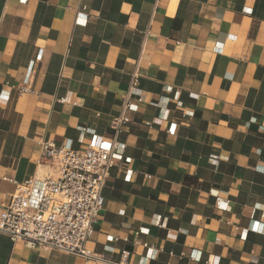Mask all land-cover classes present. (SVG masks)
Wrapping results in <instances>:
<instances>
[{
  "label": "crops",
  "instance_id": "1",
  "mask_svg": "<svg viewBox=\"0 0 264 264\" xmlns=\"http://www.w3.org/2000/svg\"><path fill=\"white\" fill-rule=\"evenodd\" d=\"M135 71L145 102L115 135ZM176 92L182 107L150 105ZM93 135L130 162L110 168L90 250L264 264V0H0V210L53 172L42 141L83 150ZM0 264L108 263L0 233Z\"/></svg>",
  "mask_w": 264,
  "mask_h": 264
},
{
  "label": "built area",
  "instance_id": "2",
  "mask_svg": "<svg viewBox=\"0 0 264 264\" xmlns=\"http://www.w3.org/2000/svg\"><path fill=\"white\" fill-rule=\"evenodd\" d=\"M32 70L33 63L27 69L25 86L19 92L28 89ZM137 81L135 71L123 96L121 112L112 119L115 135L129 122L125 113L137 111L139 104L145 102ZM169 102L177 108L183 105L178 92L172 100L160 97L150 105L163 110ZM182 115L192 116L193 112L184 111ZM175 126L176 123H171L167 133H173ZM124 148L125 144L115 137L105 140L99 135H93L83 150L58 146L50 140L42 141L40 163L51 167L53 172L42 178L31 177L18 185L0 210V233L13 242L24 241L31 247L40 246L112 264L104 255L90 250L86 242L104 206L102 188L110 168L116 162H130L124 155ZM261 229L257 226V230ZM125 256L127 253L123 254Z\"/></svg>",
  "mask_w": 264,
  "mask_h": 264
}]
</instances>
